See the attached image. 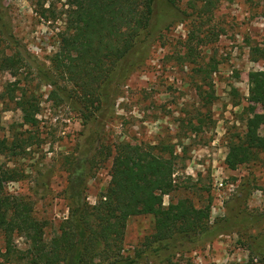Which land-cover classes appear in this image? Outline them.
Segmentation results:
<instances>
[{"label": "rangeland", "instance_id": "374dc122", "mask_svg": "<svg viewBox=\"0 0 264 264\" xmlns=\"http://www.w3.org/2000/svg\"><path fill=\"white\" fill-rule=\"evenodd\" d=\"M192 1L196 10L188 8L186 0L177 9L167 0H154V41L143 64L125 82L109 119L100 124L93 121L85 128L75 109L48 99L50 87L34 67L35 63L49 66V56L57 48V34L63 27L65 0H40L48 8L45 16L29 0H0V57L20 50L29 59L14 72L0 70V139L30 129L22 125L26 116L38 119L41 138L18 158L22 179L8 183L6 189L33 202L36 217L47 222L46 239L58 233V224L68 215L64 193L67 154L75 152L97 125L100 132L104 125V139L109 144L118 140L173 144V154L166 159L173 168L176 187L164 196V205L183 197H189L197 207L210 204L209 224H218L195 247L186 246L182 253H172L169 258L168 253L154 252L153 244L138 264H264V255L250 261L246 249L249 236L264 234V153L235 170L224 164L228 144L244 132L243 109L253 107V115L264 119V101L248 100V73L264 71V58L254 51L256 47L264 49V0H218L198 31L200 37L202 32L209 33L211 41L200 44L198 60L189 62L184 40L199 21L197 9L203 3ZM213 64L217 67L210 72ZM23 91L28 101L24 110L17 104ZM260 133L264 135L263 127ZM110 166L111 159L88 180L91 204L108 186ZM220 182L223 187H218ZM234 196L245 198L244 213L263 215L241 235L218 222L226 216L225 204ZM153 226L150 215L129 218L123 254L135 256L145 250ZM257 240L258 244L260 237ZM15 245L23 248V239L16 237Z\"/></svg>", "mask_w": 264, "mask_h": 264}, {"label": "trees", "instance_id": "16d2710c", "mask_svg": "<svg viewBox=\"0 0 264 264\" xmlns=\"http://www.w3.org/2000/svg\"><path fill=\"white\" fill-rule=\"evenodd\" d=\"M29 1L41 15H46L48 8H44L40 0ZM167 1L176 8L182 0ZM202 1L196 15L199 21L184 40L189 62L198 60L200 44L211 41L209 33L202 32L200 37L198 31L210 7L218 0ZM153 5L154 0H65L63 27L57 34V48L49 56V66L45 68L34 62L40 78L50 87L48 99L75 109L85 128L93 121L105 123L114 112L122 87L141 67L154 41ZM186 5L196 10L192 0H186ZM254 51L264 58V49L256 47ZM27 61L28 57L16 50L0 57V70L14 72ZM216 67L213 64L209 71ZM248 84V100L263 102L264 71H250ZM20 95L17 104L24 110L28 102L24 99L25 91ZM208 97L209 102L213 94ZM243 111L246 114L244 132L237 141L228 144L224 159L230 170L254 162L264 153V135L260 133L264 119L253 115V107ZM22 125L30 129L0 139V234L3 241L0 264H138L146 248L153 244L154 252L168 253L169 258L172 253H182L186 246L195 247L218 226L217 222L209 224L210 204L197 207L189 197H183L164 205V196H169L176 187L173 168L166 159V155L173 154V144H132L123 140L109 144L104 139V125L101 132L97 125L83 138L84 143L66 156L64 193L68 215L58 224V233L46 239L47 222L36 217L33 202L6 189L8 183L22 179L18 158L41 141L36 117L26 116ZM109 159L108 186L96 203L91 204L87 199L88 180ZM245 203L242 196H234L226 202L227 214L218 221L220 226L238 235L254 227L263 215L244 213L241 208ZM139 215L153 217V233L145 243V250L141 249L135 256L124 255L122 242L127 221ZM16 237L23 239V248L15 245ZM257 237H260L258 244ZM249 241L246 249L250 261L264 255V234L249 236Z\"/></svg>", "mask_w": 264, "mask_h": 264}, {"label": "built area", "instance_id": "2783aa9c", "mask_svg": "<svg viewBox=\"0 0 264 264\" xmlns=\"http://www.w3.org/2000/svg\"><path fill=\"white\" fill-rule=\"evenodd\" d=\"M218 187H223L222 182H220V183L218 184Z\"/></svg>", "mask_w": 264, "mask_h": 264}]
</instances>
